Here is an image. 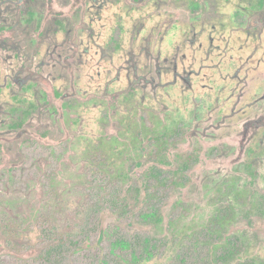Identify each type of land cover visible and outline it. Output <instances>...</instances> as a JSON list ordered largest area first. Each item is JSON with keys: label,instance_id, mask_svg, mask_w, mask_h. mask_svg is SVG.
Here are the masks:
<instances>
[{"label": "rangeland", "instance_id": "rangeland-1", "mask_svg": "<svg viewBox=\"0 0 264 264\" xmlns=\"http://www.w3.org/2000/svg\"><path fill=\"white\" fill-rule=\"evenodd\" d=\"M0 264H264V0H0Z\"/></svg>", "mask_w": 264, "mask_h": 264}]
</instances>
